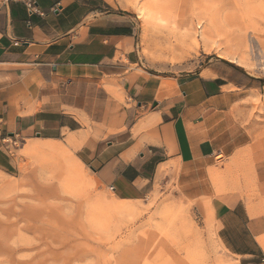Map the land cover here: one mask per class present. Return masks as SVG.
I'll use <instances>...</instances> for the list:
<instances>
[{
    "label": "crops",
    "instance_id": "1",
    "mask_svg": "<svg viewBox=\"0 0 264 264\" xmlns=\"http://www.w3.org/2000/svg\"><path fill=\"white\" fill-rule=\"evenodd\" d=\"M24 1L0 0V171L8 141L68 150L122 207L172 188L235 263L264 264L258 78L222 57L157 73L133 0Z\"/></svg>",
    "mask_w": 264,
    "mask_h": 264
},
{
    "label": "rangeland",
    "instance_id": "2",
    "mask_svg": "<svg viewBox=\"0 0 264 264\" xmlns=\"http://www.w3.org/2000/svg\"><path fill=\"white\" fill-rule=\"evenodd\" d=\"M133 3L148 67L178 75L222 57L258 78L264 110V0ZM5 147L14 166L0 171V264H237L174 189L122 207L68 150Z\"/></svg>",
    "mask_w": 264,
    "mask_h": 264
},
{
    "label": "built area",
    "instance_id": "3",
    "mask_svg": "<svg viewBox=\"0 0 264 264\" xmlns=\"http://www.w3.org/2000/svg\"><path fill=\"white\" fill-rule=\"evenodd\" d=\"M25 4L27 5L28 8L32 9L33 7V3H32V0H25L24 1ZM17 143H14V145H16Z\"/></svg>",
    "mask_w": 264,
    "mask_h": 264
}]
</instances>
